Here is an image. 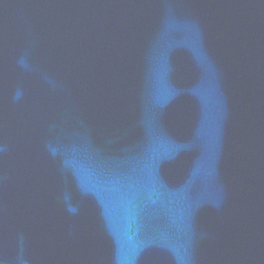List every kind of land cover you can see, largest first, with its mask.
Returning a JSON list of instances; mask_svg holds the SVG:
<instances>
[{"label": "water", "instance_id": "95a60500", "mask_svg": "<svg viewBox=\"0 0 264 264\" xmlns=\"http://www.w3.org/2000/svg\"><path fill=\"white\" fill-rule=\"evenodd\" d=\"M0 264H264V0H0Z\"/></svg>", "mask_w": 264, "mask_h": 264}]
</instances>
